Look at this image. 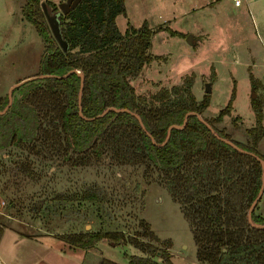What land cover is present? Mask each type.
<instances>
[{
  "label": "trees",
  "instance_id": "obj_1",
  "mask_svg": "<svg viewBox=\"0 0 264 264\" xmlns=\"http://www.w3.org/2000/svg\"><path fill=\"white\" fill-rule=\"evenodd\" d=\"M41 2L49 12L58 9V2L53 0H22L21 7L23 17L47 42L35 75L80 70L81 97L78 100L80 77L75 72L59 78L42 76L15 87L12 102L0 113V151L15 147L33 155H40L42 150L67 152L76 156L78 165L107 158L122 176L139 172L145 183L158 180L166 188L189 225L199 264H264V228L249 224L246 218L260 188L262 167L258 160L217 138L196 114L189 115L183 127L171 128L168 139L161 144L168 126L181 124L185 113L194 111L218 135L264 158L256 148L264 134L261 108L251 102L255 125L248 130L250 141L246 144L216 126L229 112L230 102L218 114L203 116L207 99H196L191 77L186 76L170 88L136 93L130 77L155 57L149 52L150 36L162 26L151 29L142 23L122 33L114 19L124 13L123 0H79L67 13L59 15L61 34L68 42V49L63 51L50 32ZM250 79L256 80L252 73ZM4 98L0 110L7 103L6 95ZM79 104L81 115L87 119L78 115ZM107 107H122L130 112L108 110L98 115ZM133 113L140 116L144 129ZM25 157L7 165L0 160V176H5L0 177V192L5 207V180L11 178L19 188L18 175L31 170V162ZM140 183L137 180L135 189ZM67 196L97 201L104 198V192L100 187L83 186L79 194L56 195L61 199ZM251 220L264 224V214L257 203ZM144 222L143 236L159 241L164 248L156 249L137 235H125L122 228L68 232L61 238L80 249L91 248L104 238L114 245L129 243L141 253L128 254L127 264H173L170 241L159 240ZM96 264L118 263L101 257Z\"/></svg>",
  "mask_w": 264,
  "mask_h": 264
},
{
  "label": "rangeland",
  "instance_id": "obj_2",
  "mask_svg": "<svg viewBox=\"0 0 264 264\" xmlns=\"http://www.w3.org/2000/svg\"><path fill=\"white\" fill-rule=\"evenodd\" d=\"M123 1L124 13L114 19L122 33L142 23L151 29L163 28L150 36L153 60L130 77L134 92L147 94L170 88L188 76L196 99H207L204 117L218 114L230 102L229 112L216 123L229 136L249 143L248 130L255 125L252 101L262 110L264 129V0H241L239 5L232 0ZM22 4V0H0V103L11 85L38 72L40 55L47 44L23 17ZM190 34L194 40L189 44L185 36ZM251 73L256 80L250 79ZM205 82L210 83L209 93L203 90ZM251 91L255 92L253 98ZM256 148L264 153V134ZM40 153L27 154L15 147L0 151L5 164L27 159L25 155L31 162V170L17 177L19 188L9 177L2 188L7 211L31 225L29 230H46L40 217L44 220L52 213V225L59 232L122 228L125 235H137L156 249L164 248L159 241L143 236L146 221L159 240L170 241L173 264H199L189 225L158 180L145 183L139 172L122 176L119 168L103 157L78 165L76 156L67 152ZM137 180L141 183L135 189ZM83 186L100 187L104 198L89 201L56 197L59 193L79 194ZM258 205L264 214V196ZM34 217L39 221L33 223ZM89 250L88 259H95L87 260L89 264H96L101 257L127 264L128 254L141 253L129 243L114 245L105 238Z\"/></svg>",
  "mask_w": 264,
  "mask_h": 264
},
{
  "label": "crops",
  "instance_id": "obj_3",
  "mask_svg": "<svg viewBox=\"0 0 264 264\" xmlns=\"http://www.w3.org/2000/svg\"><path fill=\"white\" fill-rule=\"evenodd\" d=\"M264 192V191H263ZM264 196V194H262ZM261 195L260 200L263 199ZM3 193L0 192V261L2 264H89L90 248H77L64 243L61 234L52 225L53 214L44 220L34 217L33 223H46V230L31 231L21 218L11 215L5 207ZM259 206V205H258ZM259 210V209H258ZM78 232V231H77ZM88 260V261H87Z\"/></svg>",
  "mask_w": 264,
  "mask_h": 264
},
{
  "label": "water",
  "instance_id": "obj_4",
  "mask_svg": "<svg viewBox=\"0 0 264 264\" xmlns=\"http://www.w3.org/2000/svg\"><path fill=\"white\" fill-rule=\"evenodd\" d=\"M79 0H61V1H58V9L55 11V12H49L46 4L44 2H41L42 3V10H43V13H44V16H45V19L49 25V28H50V32L54 38V40H56L57 44L61 47V49L63 51L67 50L68 49V42L67 40H65L63 37H62V34H61V30H60V21H59V15L61 13L65 14L67 13L71 8H73L77 3H78ZM186 41L190 44L193 42V37L190 35H186ZM70 72H75L79 77H80V85H79V89H78V100H80V93H81V90H82V86H83V74L80 70H76V69H70L68 70L67 72L63 73V74H59V75H52V74H45V73H40L38 75H33V76H30V77H27V78H24L22 79L21 81L11 85L7 91V94H6V97L8 98L7 100V103L5 104V106L3 107L2 110H0V113H2L9 105L10 103L12 102V98H11V92L12 90L17 87V86H20L22 85L23 82L27 81V80H30V79H34V78H40L42 76H52V77H55V78H59L61 76H65L67 74H69ZM204 92L205 93H209L210 92V83L209 82H205L204 84ZM251 97H255V92L254 91H251ZM108 110H113V111H127V112H130L128 109L126 108H122V107H107L105 109H103L100 113H98V115H102L103 113H105L106 111ZM134 116H136L138 122H139V125L141 126L142 129H144L143 127V123L141 121V118L140 116L137 114V113H133ZM192 114H196L198 116V118L206 125V127L213 132V134L219 138L220 140H222L223 142L227 143L228 145H231L233 148L241 151V152H244L246 154H250L252 155L253 157H255L259 164H260V167H262V171H261V176H260V188L257 192V194L255 195V197L252 199L251 203H250V206L248 208V211H247V222L249 224H253L254 226L256 227H259V228H264V224H256V223H253L252 220H251V211L252 209L255 207V204L259 201L263 191H264V158H261L259 157L257 154H255L254 152L252 151H247V150H244L242 148H239L237 145H235L231 140H228L227 138L225 137H222L220 135L217 134V132L215 130H213L212 127H210V125L197 113V112H194V111H187L184 115V118L182 120V123L181 124H172V125H169L168 128H167V133H166V136L164 138V140L161 142L164 143L169 135H170V129L173 128V127H178V128H181L185 125L186 123V120H187V117L189 115H192ZM78 115H81V107H80V104L78 106ZM97 115V117H98ZM82 117L86 118L85 116L81 115ZM87 119V118H86ZM148 133V132H147ZM149 137L151 138V141L152 143L155 144L154 140L152 139V137L150 136V134L148 133Z\"/></svg>",
  "mask_w": 264,
  "mask_h": 264
},
{
  "label": "built area",
  "instance_id": "obj_5",
  "mask_svg": "<svg viewBox=\"0 0 264 264\" xmlns=\"http://www.w3.org/2000/svg\"><path fill=\"white\" fill-rule=\"evenodd\" d=\"M232 1L234 2L235 5H239L241 3V0H232ZM0 264H2L1 261Z\"/></svg>",
  "mask_w": 264,
  "mask_h": 264
}]
</instances>
